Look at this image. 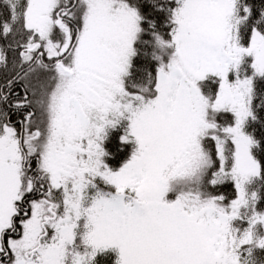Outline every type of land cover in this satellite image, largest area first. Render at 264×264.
Segmentation results:
<instances>
[{
	"label": "snow or ice",
	"instance_id": "obj_1",
	"mask_svg": "<svg viewBox=\"0 0 264 264\" xmlns=\"http://www.w3.org/2000/svg\"><path fill=\"white\" fill-rule=\"evenodd\" d=\"M0 264H264V0H0Z\"/></svg>",
	"mask_w": 264,
	"mask_h": 264
}]
</instances>
